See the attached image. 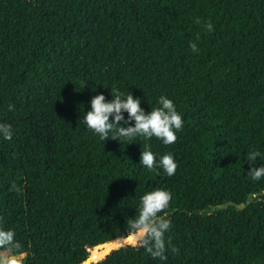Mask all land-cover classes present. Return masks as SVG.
Segmentation results:
<instances>
[{
    "label": "trees",
    "instance_id": "obj_1",
    "mask_svg": "<svg viewBox=\"0 0 264 264\" xmlns=\"http://www.w3.org/2000/svg\"><path fill=\"white\" fill-rule=\"evenodd\" d=\"M117 90L146 113L171 99L175 143L87 130L80 106ZM0 123L15 264H82L115 240L129 242L97 264H264V177L249 175L264 163V0H0ZM145 144L173 155V176L140 166ZM155 188L172 194L165 258L127 228Z\"/></svg>",
    "mask_w": 264,
    "mask_h": 264
},
{
    "label": "clouds",
    "instance_id": "obj_2",
    "mask_svg": "<svg viewBox=\"0 0 264 264\" xmlns=\"http://www.w3.org/2000/svg\"><path fill=\"white\" fill-rule=\"evenodd\" d=\"M190 46L194 52L198 50L196 44ZM157 103L159 107L146 113L140 107L141 100L134 98L129 90L127 94L117 90L114 97L111 95L110 100H106L105 95L98 94L90 98L86 112L84 106H80L79 120L87 130L104 141L109 139L117 141L122 138L128 141L136 137H143L147 141L155 137L164 145L173 144L177 139L176 132L183 127V117L167 96L161 95ZM13 108L14 105H9V111ZM124 113H127V119ZM12 136L11 125L0 123V138L11 140ZM260 156L261 153L255 151L249 153L248 158L255 164L257 158L260 160ZM140 166L149 171L159 169L169 177L173 176L177 169V163L171 153L157 156L147 144L141 151ZM249 175L254 180L264 177V163L261 162L260 167H253ZM171 200L172 194L165 188L145 192L139 199V215L132 218L131 223L127 225V228L131 229V234L135 235L137 241L153 257L165 258V234L170 229L171 222L162 213L169 207ZM0 235L5 240H11L13 233L9 231Z\"/></svg>",
    "mask_w": 264,
    "mask_h": 264
},
{
    "label": "rangeland",
    "instance_id": "obj_3",
    "mask_svg": "<svg viewBox=\"0 0 264 264\" xmlns=\"http://www.w3.org/2000/svg\"><path fill=\"white\" fill-rule=\"evenodd\" d=\"M252 202V198L247 202V204L245 206L241 205V206H236V209L237 210H243L244 208H246L247 205H249L250 203ZM228 208V206H223L222 208H218V209H226ZM218 209H214L213 211H216ZM111 247V244H108V249L107 251L109 250V248ZM107 253V252H106ZM106 253L104 254H99V253H96V252H92L93 254V258H99L103 255H105ZM22 259L20 257H17V258H12V257H9V255L7 253H0V261L2 262H7V263H11V264H15L17 262H20Z\"/></svg>",
    "mask_w": 264,
    "mask_h": 264
},
{
    "label": "water",
    "instance_id": "obj_4",
    "mask_svg": "<svg viewBox=\"0 0 264 264\" xmlns=\"http://www.w3.org/2000/svg\"><path fill=\"white\" fill-rule=\"evenodd\" d=\"M128 242H129V241H127V240H115V241H112V242H107V243H105V244H108V243H115L114 247H113L111 250H109L105 255H103V256H101V257H99V258H97V259L93 258V254H92V252L94 251V250H93V251L91 252V254H90V257H89L86 261H84L82 264H97V263H99L102 259H104V258H105L110 252L115 251V250L118 249L121 245H127ZM105 244H103V245H105ZM103 245H101V246H103ZM98 247H100V246H98ZM96 248H97V247H96ZM96 248H95V249H96ZM20 258L23 259L24 256H20Z\"/></svg>",
    "mask_w": 264,
    "mask_h": 264
},
{
    "label": "bare ground",
    "instance_id": "obj_5",
    "mask_svg": "<svg viewBox=\"0 0 264 264\" xmlns=\"http://www.w3.org/2000/svg\"><path fill=\"white\" fill-rule=\"evenodd\" d=\"M113 245H114V243L111 244V247ZM111 247L109 248V250L111 249ZM107 249H108V245H105L103 247H98V248L94 249V252L99 253V254H104V253L109 251V250L107 251Z\"/></svg>",
    "mask_w": 264,
    "mask_h": 264
}]
</instances>
